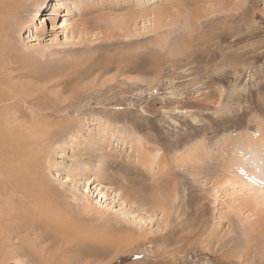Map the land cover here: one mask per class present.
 Instances as JSON below:
<instances>
[{"label": "rangeland", "instance_id": "rangeland-1", "mask_svg": "<svg viewBox=\"0 0 264 264\" xmlns=\"http://www.w3.org/2000/svg\"><path fill=\"white\" fill-rule=\"evenodd\" d=\"M55 1L0 0V264H264V0Z\"/></svg>", "mask_w": 264, "mask_h": 264}, {"label": "bare ground", "instance_id": "bare-ground-1", "mask_svg": "<svg viewBox=\"0 0 264 264\" xmlns=\"http://www.w3.org/2000/svg\"><path fill=\"white\" fill-rule=\"evenodd\" d=\"M48 1H50V0H48ZM57 1L58 0H56L55 2H54V4L55 5H59L58 3H57ZM59 1H61V0H59ZM66 1V0H65ZM64 1V2H65ZM175 2V0H172V4ZM66 3V2H65ZM170 4V3H169ZM174 5V4H173ZM194 7H196V6H194ZM160 8V7H159ZM53 11H54V9H53ZM162 15V14H161ZM26 27H27V29H30V27H31V25H30V19H29V21L27 20L26 21ZM185 37H186V35H184ZM29 37H30V35H29ZM192 53V52H191ZM63 70V69H62ZM57 72H58V70H57ZM5 100H7V99H5ZM4 100V101H5ZM3 117V116H2ZM7 117V116H6ZM9 117V116H8ZM1 123V122H0ZM34 126V125H33ZM41 127V126H40ZM39 127V128H40ZM42 128V127H41ZM2 129V128H1ZM31 129V128H30ZM29 129V130H30ZM42 130V129H41ZM44 130V129H43ZM33 131V130H32ZM37 134H38V132H37ZM14 136V135H13ZM43 136V135H42ZM262 137V136H261ZM24 138V137H23ZM22 138V139H23ZM255 141H257V140H259L260 138H258V136L257 137H255V138H253ZM260 141V140H259ZM32 142V141H31ZM250 142V141H249ZM252 144H254L253 142H251ZM242 157V156H241ZM231 159V158H230ZM239 161H240V159L239 160H231V161H229V163H228V166L229 167H231V168H229V170L228 171H226V176H225V178H224V181H221V184L223 185V184H226V185H230L231 184V182H233V184H235V180L234 179H238V178H240L239 180H241V183L243 184V186H252V189H253V193H254V196L253 197H251V198H249V199H254V200H257V199H260L261 198V194H260V191H259V189H257L258 187H256V186H254L253 184H252V181H253V179H254V177L253 176H255V175H253L252 173H250V175H246L245 177L243 176V175H239L238 173L236 174L235 172H234V170H233V168H235V167H238V163H239ZM253 164V163H252ZM256 164V163H255ZM226 169H227V166H226ZM240 176V177H239ZM240 182V181H239ZM237 184V183H236ZM240 184V183H239ZM159 194V193H158ZM246 197L247 196H244V199L246 200ZM248 198V197H247ZM154 199H155V196H154ZM248 200V199H247ZM246 200V201H247ZM253 200V203H255V201ZM155 201V200H154ZM158 201H159V203L163 206V203H164V199H158ZM249 204V203H248ZM3 213V212H2Z\"/></svg>", "mask_w": 264, "mask_h": 264}]
</instances>
